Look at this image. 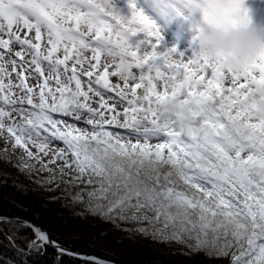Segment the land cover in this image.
I'll list each match as a JSON object with an SVG mask.
<instances>
[{
    "label": "snow or ice",
    "instance_id": "6c2138e0",
    "mask_svg": "<svg viewBox=\"0 0 264 264\" xmlns=\"http://www.w3.org/2000/svg\"><path fill=\"white\" fill-rule=\"evenodd\" d=\"M127 8L124 17L114 0H0V137L25 154L19 171L30 174L35 161L49 173L41 186L68 183L49 165L60 177L75 173L73 184L95 183L86 202L84 193L72 197L92 215L147 222L135 231L209 256L231 253V264H264V120L250 103L253 86H264V53L240 68L224 53L182 61L174 49L159 51L158 21L198 10L196 31L247 26L243 0H129ZM169 101H178L170 113ZM0 159L10 162L7 146ZM0 222L31 227L29 248L38 241L112 264L69 252L31 225Z\"/></svg>",
    "mask_w": 264,
    "mask_h": 264
},
{
    "label": "trees",
    "instance_id": "16d2710c",
    "mask_svg": "<svg viewBox=\"0 0 264 264\" xmlns=\"http://www.w3.org/2000/svg\"><path fill=\"white\" fill-rule=\"evenodd\" d=\"M61 182L55 189L58 196L56 199L55 209L47 208L37 204L33 210H24L11 203L4 197L6 189L13 190L16 187L14 183L7 179H0V217L23 219L34 226L40 227L48 233L50 239L60 245L83 254L97 255L120 264H179V259L175 255H158L151 245L159 243L152 239L151 236H145L135 229L150 227L147 222L126 221L120 219H105L100 215H92L85 210V204L74 202L72 197L77 193L71 188L66 187ZM25 193H28L26 191ZM34 199V193H28ZM70 199L71 208L61 207L59 201ZM87 201V197H83ZM39 200V199H38ZM40 201V200H39ZM125 215H130L126 213ZM149 216L152 213H148ZM83 221L88 227L89 235L95 240L102 241L106 244L122 248L126 255L121 258H114L91 247L83 238H60L59 233L68 232L69 227L78 219ZM158 225L157 227H161ZM35 236L31 228L15 230L12 225L7 223L0 224V264H86V262L72 259L60 255L54 250L43 247H28L29 242L34 240ZM182 249L192 256V264H231V253L228 256L217 257L209 256L206 252H193L185 244L179 243ZM13 245L15 247H13ZM17 250L23 255H16Z\"/></svg>",
    "mask_w": 264,
    "mask_h": 264
},
{
    "label": "rangeland",
    "instance_id": "374dc122",
    "mask_svg": "<svg viewBox=\"0 0 264 264\" xmlns=\"http://www.w3.org/2000/svg\"><path fill=\"white\" fill-rule=\"evenodd\" d=\"M129 0H114V7L118 10L119 14L127 17L130 15L129 10L127 8ZM137 6L142 3V0H136ZM243 8L247 11V16L249 19V27H259L264 26V0H243ZM202 19V14L197 10L193 12L190 16V19H184L182 17H177L170 22L158 21V27L161 32V40L159 42V51L161 53L168 52L171 50H175L173 52L174 59L186 60L190 58L193 52H198V44L193 39L196 35L195 26ZM135 39V38H133ZM15 50H19L16 47ZM9 71L11 70V65L8 66ZM135 71V70H134ZM11 79L13 83H17L16 74L13 73ZM110 81L112 83L117 82L116 77H110ZM7 82V81H5ZM28 83L30 85H35V79H29ZM18 91V90H17ZM96 106L95 104L93 105ZM69 119V122H73ZM75 123V122H74ZM78 127L86 128L88 127L83 122L76 123ZM113 131H119L124 133L123 129H113ZM156 140H153L152 143H156ZM54 145L57 147H62L61 142H54ZM8 148V156L11 158L10 162H6L4 159H0V179H7L10 182L14 183L16 187L13 190L6 189L4 192V197L15 204L21 209L24 210H33L37 204H41L47 208L55 209L56 207V199L60 196L57 195L55 189L57 188V183L54 182L52 184H44L41 186L36 183V181H42L48 178V172L39 171L40 164H37L35 161H29V163L35 164V169L30 172H21L19 171L17 165L19 164V158L24 157L25 154L22 150L17 149L13 152L11 144H5V140L3 137H0V151H2L5 147ZM35 153V148L31 149ZM50 157H44V161L46 162ZM59 163V162H58ZM50 168L54 170L57 175L58 180L67 181L68 183H63L65 185L63 188L70 187L71 190L75 192L84 193V198L87 197L86 193L92 191L97 185L95 183L88 184L87 177L84 178V182L73 184L71 181V177L75 175V173H70L69 175H65L60 177L58 172L57 165H49ZM66 172L68 170H65ZM69 188V189H70ZM34 193V199L29 196L28 193ZM40 201H39V200ZM70 199L59 201L61 207H66L68 209L71 208L72 203L69 201ZM133 224L136 222L133 221ZM68 232L59 233L58 237L60 238H83L91 247L108 254L114 258H121L126 255V252L122 248L115 247L110 244H106L102 241L95 240L89 235L88 227L86 224H83V221L79 218L76 219L73 224L69 227ZM38 241L34 243V248L37 247ZM97 244V245H96ZM153 251L160 255H175L179 259V264H192V256L190 253L185 252L181 245L175 241H169L166 243H153L151 245Z\"/></svg>",
    "mask_w": 264,
    "mask_h": 264
},
{
    "label": "clouds",
    "instance_id": "9594fccd",
    "mask_svg": "<svg viewBox=\"0 0 264 264\" xmlns=\"http://www.w3.org/2000/svg\"><path fill=\"white\" fill-rule=\"evenodd\" d=\"M195 41L198 54L204 58H213L224 53L226 63L231 67H246L255 58L264 53V26H235L228 29L214 25H204L196 31ZM252 116L255 120H264V86H253L251 98ZM178 101H169L165 112H173Z\"/></svg>",
    "mask_w": 264,
    "mask_h": 264
},
{
    "label": "water",
    "instance_id": "95a60500",
    "mask_svg": "<svg viewBox=\"0 0 264 264\" xmlns=\"http://www.w3.org/2000/svg\"><path fill=\"white\" fill-rule=\"evenodd\" d=\"M0 218H6V219H8V220H17V221L23 222V223H25V224H27V225H31V226H33V227H35V228H37V229H40V230L43 231L45 234H47V236L49 237V235H48L47 232H45L44 230H42L40 227L34 226L33 224H31L30 222H28V221H26V220L18 219V218H8V217H0ZM1 223H3V222H0V224H1ZM30 228H31V227H30ZM49 239H50V237H49ZM50 241H53V240L50 239ZM57 244H58L60 247L67 249L69 252L79 253V252L72 251V250H70V249H68V248H66V247H64V246H62V245H60L59 243H57ZM45 247H48V248L54 250L55 252H57V251H56V248L53 247V246H51V245H46ZM57 253H58V252H57ZM79 254H80L81 256H94V257H99V256L94 255V254H92V255H89V254H83V253H79ZM64 256H67V257H70V258H72V259H76V260H79V261H83V260L77 259L76 257H73V256H68V255H64ZM99 258H101V259L104 260V261H110V260L105 259V258H102V257H99ZM83 262H85V261H83ZM111 262H112V264H120V263H118V262H113V261H111Z\"/></svg>",
    "mask_w": 264,
    "mask_h": 264
},
{
    "label": "bare ground",
    "instance_id": "6f19581e",
    "mask_svg": "<svg viewBox=\"0 0 264 264\" xmlns=\"http://www.w3.org/2000/svg\"><path fill=\"white\" fill-rule=\"evenodd\" d=\"M73 122H75V121H73ZM75 123H79V122H75ZM39 243V242H38ZM97 245V244H96Z\"/></svg>",
    "mask_w": 264,
    "mask_h": 264
}]
</instances>
